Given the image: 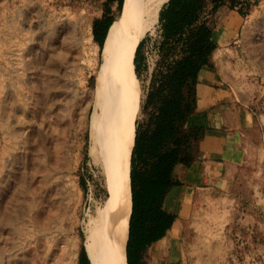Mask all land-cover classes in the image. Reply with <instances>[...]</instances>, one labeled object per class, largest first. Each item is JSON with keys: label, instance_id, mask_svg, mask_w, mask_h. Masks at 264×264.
I'll use <instances>...</instances> for the list:
<instances>
[{"label": "rangeland", "instance_id": "1", "mask_svg": "<svg viewBox=\"0 0 264 264\" xmlns=\"http://www.w3.org/2000/svg\"><path fill=\"white\" fill-rule=\"evenodd\" d=\"M121 10L109 0H0V264L82 260L87 216L105 196L89 155L92 106L85 111L83 104L99 62L93 27L105 15L117 19ZM69 21L92 42L60 61L68 40L52 35ZM160 31L159 22L144 38L152 69ZM215 39L220 87L253 113L256 126L246 132L229 179L200 190L184 213L183 249L188 264H264V0L224 5ZM134 59L126 75L147 93L150 74L139 80ZM144 100L136 130L145 121Z\"/></svg>", "mask_w": 264, "mask_h": 264}, {"label": "trees", "instance_id": "2", "mask_svg": "<svg viewBox=\"0 0 264 264\" xmlns=\"http://www.w3.org/2000/svg\"><path fill=\"white\" fill-rule=\"evenodd\" d=\"M109 1L116 2L119 10L123 7L124 0ZM227 3L236 7L238 0H169L160 13V39L156 44L159 60L152 72L144 57L146 39L135 52L137 76L140 80L143 73H149L150 85L142 108L145 121L135 132L129 166L128 258L138 214L144 215L152 227L158 224L161 231L175 218L162 205L175 185L174 167L189 166L205 137L204 127L187 124L196 114L199 72L204 66H213L212 56L218 49L214 40L216 16ZM114 20L105 15L95 21L94 41L100 47ZM157 237L153 232L146 241L153 242ZM80 264H90L84 246Z\"/></svg>", "mask_w": 264, "mask_h": 264}, {"label": "bare ground", "instance_id": "3", "mask_svg": "<svg viewBox=\"0 0 264 264\" xmlns=\"http://www.w3.org/2000/svg\"><path fill=\"white\" fill-rule=\"evenodd\" d=\"M168 2L124 0L103 47L94 48L99 59L96 83L83 97V104L87 105L85 111L92 106L89 155L99 171L105 196L88 214L84 225L85 247L91 264H128L130 193L127 174L134 149L136 116L146 94L141 84L125 71L140 43L155 31L160 13ZM65 37L68 40L65 50L69 52L59 55L60 61L67 60L68 55H72L70 51H79L92 42V35L81 32L79 24L73 21L56 28L52 35L55 41L61 42ZM52 49L57 52L59 48L53 45ZM219 57L220 53H216L215 58ZM27 70L35 75L30 60ZM85 121L86 118L82 119L83 123Z\"/></svg>", "mask_w": 264, "mask_h": 264}, {"label": "crops", "instance_id": "4", "mask_svg": "<svg viewBox=\"0 0 264 264\" xmlns=\"http://www.w3.org/2000/svg\"><path fill=\"white\" fill-rule=\"evenodd\" d=\"M214 40L217 43L215 34ZM214 54L213 66H204L199 72L196 114L187 124L204 127L205 137L189 166L177 164L174 167L175 185L162 205L163 210L175 218L169 228L161 231L158 224L154 228L144 215L138 214L128 264H188V253L183 249L184 231L180 228L182 217L200 190L216 188L229 179L234 165L242 159L246 132L256 126L253 113L228 99L220 87ZM152 70L150 67V72ZM145 227H148L146 232ZM153 232L157 239L147 243L146 238Z\"/></svg>", "mask_w": 264, "mask_h": 264}]
</instances>
